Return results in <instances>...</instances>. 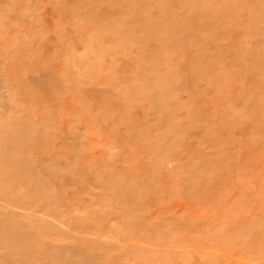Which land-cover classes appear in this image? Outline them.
Returning <instances> with one entry per match:
<instances>
[{
    "label": "rangeland",
    "instance_id": "obj_1",
    "mask_svg": "<svg viewBox=\"0 0 264 264\" xmlns=\"http://www.w3.org/2000/svg\"><path fill=\"white\" fill-rule=\"evenodd\" d=\"M0 264H264V0H0Z\"/></svg>",
    "mask_w": 264,
    "mask_h": 264
}]
</instances>
